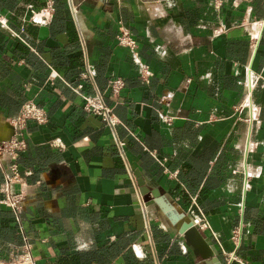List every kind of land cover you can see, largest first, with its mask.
<instances>
[{"label": "crops", "instance_id": "crops-1", "mask_svg": "<svg viewBox=\"0 0 264 264\" xmlns=\"http://www.w3.org/2000/svg\"><path fill=\"white\" fill-rule=\"evenodd\" d=\"M45 3L0 0V143L25 101L48 115L27 123L18 219L2 202L0 168V257L23 231L35 264H216L144 205L139 169L147 200L159 189L208 222L199 231L221 264H264V0H53L30 19L28 6ZM74 8L96 71L82 92L103 95L114 125L62 80L77 84L85 65ZM119 24L137 52L116 42Z\"/></svg>", "mask_w": 264, "mask_h": 264}, {"label": "built area", "instance_id": "built-area-1", "mask_svg": "<svg viewBox=\"0 0 264 264\" xmlns=\"http://www.w3.org/2000/svg\"><path fill=\"white\" fill-rule=\"evenodd\" d=\"M28 8L30 9L32 14V17H30V19H32L33 16L38 15L42 12H52L54 10V3L53 0H46L45 8L41 12H36L35 10H33L31 5H29ZM73 14L75 16L74 9ZM43 16L41 15L40 18H42ZM40 21L45 22L46 18H43ZM76 21H78L77 18ZM0 22L2 24H5V19H0ZM79 31L81 36V53L85 64L84 70L80 73L79 82L77 84H72L71 82H68L64 79L62 80L74 93L81 96L84 101L83 109L86 112L99 116L103 121L114 125L116 123V120L113 118L112 109L104 102L103 95L99 92L93 95H87L82 92L83 81L85 79L93 80L96 71L95 67L89 60L88 45L83 36V32L81 29H79ZM12 33H14L18 38H21L19 36V33L13 30ZM119 42L121 45H129L130 47H132L134 43L133 40L128 37H119ZM51 75L60 78L58 73L53 70L51 72ZM123 87L124 81L120 77H114L108 81L109 94L114 99H117L120 96ZM47 120V112L42 107H40L32 100L25 101L21 105L16 117L11 121L14 134L12 135L10 140L0 144V168L3 170V179L1 183L2 202L13 212L17 219L18 213L23 208L24 198L22 192L16 191L14 189V185L21 182L18 157L20 153L26 148L25 133L27 129V123L29 121H32L36 124H44ZM165 120L169 123L171 121V118H165ZM54 143L56 146H62L61 141H59L58 139L55 140ZM119 147L122 150L121 142H119ZM2 152L6 154L5 157L1 156ZM199 226L200 229H203L209 227V224L206 220H203ZM238 234L239 230L237 229L234 231L233 238L237 239ZM20 236V244L12 246L6 257H0V264H35L31 253L32 243L30 242L28 236L23 233V231H20ZM232 260H237V257L229 256L227 261L228 263H230V261ZM240 263L244 264L241 261Z\"/></svg>", "mask_w": 264, "mask_h": 264}, {"label": "water", "instance_id": "water-1", "mask_svg": "<svg viewBox=\"0 0 264 264\" xmlns=\"http://www.w3.org/2000/svg\"><path fill=\"white\" fill-rule=\"evenodd\" d=\"M11 129V135H13L14 131L12 125ZM133 175L139 187L140 194L143 197L144 205H155L163 218H165V220L176 230L178 234L183 236L196 254L201 255L204 259H207V261L213 259V261H216V264H221L217 257L216 249L213 245H210L206 241V238L203 236L201 231H199V226L196 220L190 215H187L175 203L166 199L160 193L159 189L151 190V197L147 200L145 196L149 193V190L145 187L140 170H133Z\"/></svg>", "mask_w": 264, "mask_h": 264}, {"label": "flooded vegetation", "instance_id": "flooded-vegetation-1", "mask_svg": "<svg viewBox=\"0 0 264 264\" xmlns=\"http://www.w3.org/2000/svg\"><path fill=\"white\" fill-rule=\"evenodd\" d=\"M74 11H75V16L77 18V20L79 22H81L80 24L82 25V32H83V36L87 42V45L90 44V36L87 35V31L86 29L83 30V27H84V23H82V14H80V11L77 9V8H74ZM81 16V17H80ZM84 22V21H83ZM119 37H128L130 38L131 40H133V45L132 47H130L129 45H125V47H129L131 50H133L134 52H137L138 50V43H137V40L135 39V37L131 34L130 30L127 28V27H124L122 24H119L118 27H117V33L115 35V39H116V42L120 45V46H124V45H121L120 42H119ZM89 48V47H88ZM90 50V49H88Z\"/></svg>", "mask_w": 264, "mask_h": 264}]
</instances>
